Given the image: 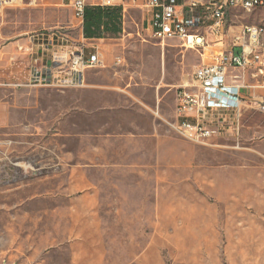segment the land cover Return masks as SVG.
<instances>
[{
  "label": "rangeland",
  "instance_id": "1",
  "mask_svg": "<svg viewBox=\"0 0 264 264\" xmlns=\"http://www.w3.org/2000/svg\"><path fill=\"white\" fill-rule=\"evenodd\" d=\"M62 5L0 10V264H264V113L207 146L170 126L176 88L240 26L264 31V8L231 11L223 42L192 50L150 38L143 7L122 14L118 39L85 40ZM26 35L95 48L104 67L81 88H3ZM81 169L101 195L92 219L68 189Z\"/></svg>",
  "mask_w": 264,
  "mask_h": 264
},
{
  "label": "built area",
  "instance_id": "2",
  "mask_svg": "<svg viewBox=\"0 0 264 264\" xmlns=\"http://www.w3.org/2000/svg\"><path fill=\"white\" fill-rule=\"evenodd\" d=\"M35 0H32L33 4ZM71 10L82 30L86 0H62ZM95 0L98 6H118L122 14L128 8L143 7L148 13L149 37L161 46L167 41H180L187 49L217 46L230 31L227 17L231 11L251 14L264 8V0ZM21 0H0V10L15 8ZM219 3L227 4V14H220ZM50 36V37H49ZM43 42L32 39L18 47L21 55L11 57L6 81L1 86L19 90L50 88L68 90L85 84L86 71L104 67L105 61L94 48L85 45L64 47L54 44L49 35ZM83 37V36H82ZM84 40V39H83ZM252 71L264 88V34L255 25H243L234 34L228 50L214 54L208 63L193 71L190 81L175 91L174 121L171 128L198 146L213 139L238 135L245 102L240 95L242 75ZM248 107L264 113V100Z\"/></svg>",
  "mask_w": 264,
  "mask_h": 264
},
{
  "label": "crops",
  "instance_id": "3",
  "mask_svg": "<svg viewBox=\"0 0 264 264\" xmlns=\"http://www.w3.org/2000/svg\"><path fill=\"white\" fill-rule=\"evenodd\" d=\"M22 3L19 4L18 7L15 8H22L24 6H30L32 4H25L23 0H21ZM36 1V0H35ZM146 1V0H144ZM32 3V2H31ZM87 3V1H86ZM140 3V0H139ZM145 3V2H144ZM35 4V2L33 3ZM87 5H96V3H87ZM64 6V5H62ZM65 7V6H64ZM67 8V7H66ZM9 9V8H8ZM12 9V8H10ZM82 32V30H81ZM49 35H26L25 37H21L15 42H13L12 47V57H18L20 55L18 51V47L24 46L28 44V41L32 39L37 44L40 42H43ZM50 37V36H49ZM104 59V56H101ZM105 61V59H104ZM242 81H243V88L240 90V95L242 99L245 102L244 109L242 110V117L247 109L253 110L251 107H248L246 105L247 103L255 104L258 102H261L264 100V88H261L259 86L260 79L255 77L252 71H246L242 75ZM241 117V119H242ZM86 168L88 166H85ZM74 184V185H73ZM76 184V185H75ZM79 186V191L77 193V197L74 198L79 203H82L84 205L85 214L89 217V219H92L94 217L99 209L100 203H101V195L100 192L97 190V187L94 186L92 179L87 175L86 170L81 169V175L77 179L76 182H72L69 186V190L72 187ZM74 194V193H72Z\"/></svg>",
  "mask_w": 264,
  "mask_h": 264
},
{
  "label": "trees",
  "instance_id": "4",
  "mask_svg": "<svg viewBox=\"0 0 264 264\" xmlns=\"http://www.w3.org/2000/svg\"><path fill=\"white\" fill-rule=\"evenodd\" d=\"M122 33V10L118 6L87 5L82 21L85 40L118 39Z\"/></svg>",
  "mask_w": 264,
  "mask_h": 264
},
{
  "label": "bare ground",
  "instance_id": "5",
  "mask_svg": "<svg viewBox=\"0 0 264 264\" xmlns=\"http://www.w3.org/2000/svg\"><path fill=\"white\" fill-rule=\"evenodd\" d=\"M220 14H227V4L219 3ZM256 32L259 34H264V31L260 27H256Z\"/></svg>",
  "mask_w": 264,
  "mask_h": 264
}]
</instances>
